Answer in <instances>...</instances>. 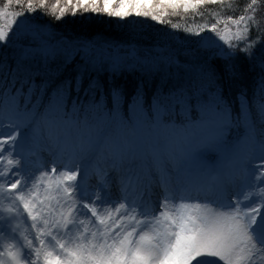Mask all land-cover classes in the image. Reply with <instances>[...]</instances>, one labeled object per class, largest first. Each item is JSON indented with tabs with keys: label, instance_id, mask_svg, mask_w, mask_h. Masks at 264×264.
Listing matches in <instances>:
<instances>
[{
	"label": "snow or ice",
	"instance_id": "6c2138e0",
	"mask_svg": "<svg viewBox=\"0 0 264 264\" xmlns=\"http://www.w3.org/2000/svg\"><path fill=\"white\" fill-rule=\"evenodd\" d=\"M206 5L219 6L210 13L216 17L235 10L226 0H64L63 6L56 0L50 11L46 0L0 6V46L15 53L11 68L0 63L7 71L0 92V234L13 239L0 250V264H264V101L254 97L250 104L241 93L234 112L219 92L204 90L215 79L213 60L224 59L235 75L229 62L237 52L254 56L257 41L249 34L264 0H248L239 15L198 30L183 29L200 37L202 63L189 49L58 37L33 16L39 11L60 21L90 12L180 29L165 17L181 10L203 16ZM77 60L75 78L52 87ZM129 68L191 75L167 89L163 80L147 104L138 88L126 118L118 89H111V110L90 94L99 87L93 73ZM237 127L243 134L234 140ZM40 149L51 157L43 163ZM209 153L219 163H210ZM21 217L31 238L18 231Z\"/></svg>",
	"mask_w": 264,
	"mask_h": 264
},
{
	"label": "trees",
	"instance_id": "16d2710c",
	"mask_svg": "<svg viewBox=\"0 0 264 264\" xmlns=\"http://www.w3.org/2000/svg\"><path fill=\"white\" fill-rule=\"evenodd\" d=\"M64 3L63 0H60ZM50 11L51 5L56 3V0H46ZM248 0H226L227 3H232L235 10L221 11L219 17L210 15L220 11L218 5H206L203 7V16L193 14L191 11L178 16H168L165 20H170L172 23L180 24V29H172L167 24H160L156 21L146 18H138L135 24H123L113 21L112 17L106 14H97L95 18L90 15L77 14L76 16L66 15L63 20L57 21L51 15H42L41 12L34 13L36 22L53 32L56 36H63L69 40L74 41H91L96 43H113L123 46L129 44L144 49L148 46H160L174 49L177 52L185 49L194 50L195 62L202 63L204 61V54H202L197 42L200 37L190 35L183 29L186 27H193L198 30L204 24H211L216 19L226 18L227 15H239ZM5 0H0V6H3ZM16 10V5L13 3L9 7V11ZM256 18L259 21L258 27H253L249 34L250 40L257 41L253 48L254 56L250 57L242 52H237L236 56L229 63L235 66V75L230 74L225 67L224 59H215L211 62V69L215 74V79L211 83H205L204 90L211 94V92H219L224 101L230 105L234 112L239 111L238 97L241 93H245L249 103L253 98L264 100V95L261 94L262 83H264V7L256 13ZM5 21L0 20V23ZM220 25L219 27H222ZM234 30V29H233ZM207 30L202 33L203 36L207 34ZM15 53L10 46H0V63L7 61V65L11 68L14 65ZM184 57H181L183 59ZM77 60L62 68L61 74L52 82V87H55L65 79H74L77 74ZM185 65V69H187ZM98 79L99 87L90 95L96 102L104 106L105 110L113 108V99L111 89H118L121 93L119 97V110L124 117H129V104L135 96L138 88L142 89L145 94V103L150 100L153 92L157 87L167 80L165 88L186 84L191 73L185 70H178L175 68L167 69L165 72L156 74L149 73L141 68H129L121 70L114 75L104 70L99 73H93ZM7 71H0V92H3L5 87ZM88 77L85 78V85H87ZM15 80L7 83L9 93L13 90ZM51 91V87L48 89ZM74 96L75 93H72ZM47 97L45 96V99ZM34 103H39L33 97ZM21 103H24L21 100ZM252 115L255 117L256 109L253 108ZM243 134V128H234L231 133V138H238Z\"/></svg>",
	"mask_w": 264,
	"mask_h": 264
},
{
	"label": "rangeland",
	"instance_id": "374dc122",
	"mask_svg": "<svg viewBox=\"0 0 264 264\" xmlns=\"http://www.w3.org/2000/svg\"><path fill=\"white\" fill-rule=\"evenodd\" d=\"M64 1V0H63ZM60 3H61V6H63V2H61L60 1ZM87 14H89L90 16L89 17H92V18H95L96 17V15L97 14H93V13H87ZM138 18L139 17H129V18H127L126 20H121V19H119V18H114V17H112V19H113V21H115V22H117V23H123V24H125V25H127V24H130L131 25V23L132 24H135V23H137L139 20H138ZM223 27V26H222ZM221 27V28H222ZM230 27H233V29H234V26H231L230 25ZM209 35V33H207L206 35H205V37L206 36H208ZM222 43V42H221ZM135 97V96H134ZM134 97H133V99H134ZM133 99L131 100V102H130V104H129V109H130V116H131V113H132V111H131V106H132V101H133ZM262 101H264V100H262ZM122 115V114H121ZM123 116V115H122ZM239 138V137H238ZM236 138H234V140H235ZM215 155L216 154H214V153H209L208 154V160H209V162L210 163H216L218 160H214L213 158L215 157ZM38 157L40 158V160H41V162L43 163L44 161H46V160H49L51 157H50V153H49V151H47V150H44V149H40V150H38ZM58 171H59V168H58ZM109 175L111 176L112 175V173H109ZM94 181H96V180H94ZM91 182H93V181H91ZM112 193H113V195H118L119 193H118V191H117V189L115 188V187H113V189H112ZM27 228V221L23 218V217H21V219H20V221H19V228H18V231L19 232H21V233H24V234H27L30 238H31V236H32V231H31V229H28L27 230V232H25V229ZM13 242V239H12V237L11 236H9V235H7L6 233H4V234H0V250H3L4 248H6V246L9 244V243H12ZM5 259H8L7 257H4Z\"/></svg>",
	"mask_w": 264,
	"mask_h": 264
},
{
	"label": "bare ground",
	"instance_id": "6f19581e",
	"mask_svg": "<svg viewBox=\"0 0 264 264\" xmlns=\"http://www.w3.org/2000/svg\"><path fill=\"white\" fill-rule=\"evenodd\" d=\"M216 163H219V161H217ZM94 180H96V178L93 176V177H91L90 182L93 181V182H91V183H95ZM158 192H159V189L156 188V187H154V188H153V195L157 194Z\"/></svg>",
	"mask_w": 264,
	"mask_h": 264
}]
</instances>
